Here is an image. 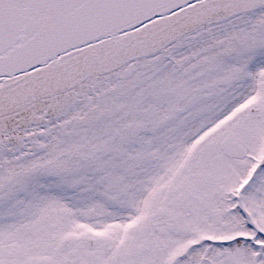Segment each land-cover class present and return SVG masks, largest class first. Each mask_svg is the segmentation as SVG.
<instances>
[{
  "label": "snow or ice",
  "instance_id": "snow-or-ice-1",
  "mask_svg": "<svg viewBox=\"0 0 264 264\" xmlns=\"http://www.w3.org/2000/svg\"><path fill=\"white\" fill-rule=\"evenodd\" d=\"M0 264H264V0H0Z\"/></svg>",
  "mask_w": 264,
  "mask_h": 264
}]
</instances>
